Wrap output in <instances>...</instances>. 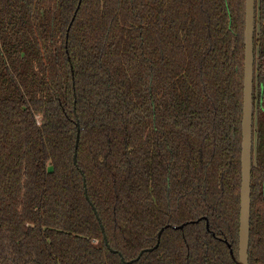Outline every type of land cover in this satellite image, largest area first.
Instances as JSON below:
<instances>
[{
    "label": "trees",
    "instance_id": "trees-1",
    "mask_svg": "<svg viewBox=\"0 0 264 264\" xmlns=\"http://www.w3.org/2000/svg\"><path fill=\"white\" fill-rule=\"evenodd\" d=\"M244 4L0 0V264H235ZM254 28L264 264V0Z\"/></svg>",
    "mask_w": 264,
    "mask_h": 264
},
{
    "label": "water",
    "instance_id": "water-1",
    "mask_svg": "<svg viewBox=\"0 0 264 264\" xmlns=\"http://www.w3.org/2000/svg\"><path fill=\"white\" fill-rule=\"evenodd\" d=\"M244 61H243V97H242V119H241V145H240V199H239V229H238V258L233 256L230 245L229 253L235 264H248L249 248V222H250V182L252 168V148H253V80H254V23H255V0H245L244 4ZM79 139V129H77L73 162L76 163V150ZM86 194V192H85ZM86 199L87 196H86ZM95 213V210H94ZM96 214V213H95ZM99 221L98 217L96 216ZM162 231V230H161ZM161 231L157 237L159 239ZM106 241V239H105ZM152 249L142 250L136 260L143 252H151Z\"/></svg>",
    "mask_w": 264,
    "mask_h": 264
}]
</instances>
